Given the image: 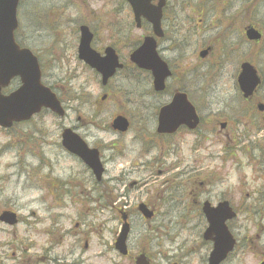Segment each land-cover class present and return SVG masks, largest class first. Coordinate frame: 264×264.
Masks as SVG:
<instances>
[{"label":"rangeland","instance_id":"1","mask_svg":"<svg viewBox=\"0 0 264 264\" xmlns=\"http://www.w3.org/2000/svg\"><path fill=\"white\" fill-rule=\"evenodd\" d=\"M185 1L190 3L187 8ZM190 1L184 0L183 10L178 14L179 9L176 11L177 19L183 22L179 23L183 29L187 21L196 25L201 23L199 28L204 27L202 30L211 28L208 33L199 36L215 45L216 53L211 58V64L216 63L230 76L228 79H225L224 73L220 76L223 82L219 85V99L227 102L223 101L221 118L226 120L237 111L233 74L240 62L250 63L261 73L262 85L253 100L264 103V0ZM113 8L117 15L110 19L108 14ZM17 12L16 43L37 54L41 60L43 85L65 87V92H55L66 116L58 120L43 112L30 122L9 131L0 130V212L12 211L21 219V223L13 228L0 225V264H54L55 261L68 264H125L127 261L121 259L111 246L113 233H118L120 228L115 221L116 214L111 208L100 209L102 202H97L98 196L105 194L100 193L102 190L109 197L120 198L116 199V207L119 208L123 207L124 201L129 205L146 203L148 200L155 206L157 214L150 226L156 228L157 232L149 233L135 215L133 232L127 242L128 252L132 255L148 250L153 255L152 264H204L209 250L198 247V232L204 223L194 212L191 196L200 192L201 201H204L214 200V197L219 198L223 194V199L232 203L239 213L238 220L232 223L238 227L235 233L240 240L246 239L247 243V249L243 251L246 255L235 256L232 264H242L245 256L247 263L251 262V258L257 263L255 242L252 240L249 243L247 239L254 237V233L259 231L257 227L264 229V221H260L264 217V201L258 194L264 186L261 155L254 154L260 162L251 171L248 163L241 169L232 160L233 157L224 164L210 160L208 155L213 151L215 155L220 154L217 146L212 144L207 145L208 151L200 150L198 154L186 151L178 157L179 169H183L185 176L197 174L192 170V160L196 158L202 161L199 168L204 169L205 174L209 170L210 173L211 169H219L217 172L221 175V182L211 191L205 186L193 184L189 188L175 189L170 182L163 185L161 178L155 180L146 176L148 168H153L152 174L159 169L158 162L152 161L159 158L162 151L156 149L144 154L145 147L129 143V140L137 142L136 130L139 125L138 132L148 125L147 114L159 98H146L151 101L150 105L141 103L140 99L124 104L135 122H132L134 128L131 124L133 130L123 137L113 135L108 130L112 119L109 113L112 111L111 115H114L118 106L108 99L100 106L94 104L102 95L96 87L94 76L77 61L76 29L82 23H114V33L127 30L126 24L121 26L120 23H130V17L119 0H114L112 5L104 0H20ZM249 26L261 33L259 42H249L244 38L243 30ZM97 35V47L108 45L104 26L98 27ZM141 36L142 32L135 29L128 35L134 46ZM217 52L228 54L233 60L229 59L228 63L222 55L218 60ZM122 57L124 61L127 59L126 55ZM138 84L141 85V82ZM206 87L208 93L213 89L208 85ZM16 88L17 82H14L10 90ZM249 114L251 112L245 119L248 125ZM77 117H81L88 126L80 128ZM64 128H74L90 148H95L96 144L99 147L111 144V149H104L101 154L105 169L101 187H96L90 172L79 160L62 150L60 134ZM261 137H264V129ZM253 139L254 135L247 141ZM230 145L235 147L232 140ZM243 146L248 144L244 142ZM237 147V157L244 164L247 159ZM227 153L225 156L229 158L231 150L228 149ZM175 160L174 156L167 158L165 166ZM135 163L140 166L134 167ZM32 168L36 173L34 180ZM173 168L167 174L168 178L173 175ZM41 177L46 179L39 180ZM55 182L63 186L55 188ZM132 182L137 185L129 188ZM259 232L262 234L263 230ZM144 235L151 239L147 247L140 241ZM261 242L264 252V235Z\"/></svg>","mask_w":264,"mask_h":264},{"label":"flooded vegetation","instance_id":"2","mask_svg":"<svg viewBox=\"0 0 264 264\" xmlns=\"http://www.w3.org/2000/svg\"><path fill=\"white\" fill-rule=\"evenodd\" d=\"M108 5H112L114 0H104ZM118 1V0H117ZM120 1V0H119ZM183 3L184 0H163L162 6L160 8L161 12V19L159 23V37L155 36L152 30V26L147 21L143 23H139L137 29L142 32V36L139 37V42L137 46H134V42L131 37V31L136 28L134 23H120L121 26L126 24L127 30H120L118 33H114L112 30V26L114 23H83L80 26H86L90 33V42L89 48L97 55V57L102 61V66L100 71L108 73L113 67L116 65V61L121 65V68L114 70L113 75L108 78L105 82H103L102 76L98 74V72L89 70L83 63V67L88 69L90 73L95 78V83L97 89L100 91L101 95L98 101H95L94 104L96 106H100L99 104L105 103V101L112 100L117 106L118 111L114 113V115L109 113L110 120L108 128L105 129L110 130L113 135L118 137H123L128 135L131 130V124L134 128L132 122H135L134 119L130 118L129 110L124 108L125 103H131L137 99H140V102L143 104L150 105L151 101H148L146 98L149 97H158V102L151 106L148 112V125L143 126L141 131L138 132V126L136 130L135 142L134 140H129V143L136 145L139 144L140 147H145L143 151L144 154L149 153L150 150H161L162 153L159 155V158L154 159L153 162H158L157 166L159 169L152 174L151 171L153 168H148L146 170V176L152 179H162L163 185L170 182L171 186H174L175 189L179 187L189 188L192 184L193 186L202 187L211 189L214 188L219 182H221V175L217 172L218 170L211 169L212 171L208 173L204 169L199 168L202 164L200 159H193L192 160V170L195 171L197 174L186 175L183 169H179L180 159L184 152L188 151L191 154H198L199 151H208L209 147L207 145H215L217 149L220 151V154H214L213 152L209 154L210 160H218L221 161L223 164L230 160V157H233L232 160L237 162V165L242 169L246 164L251 168L253 171L254 167L259 165V160L264 162V137H261L263 134L264 129V109L262 110L258 108V106L264 107V103L253 100V97L257 95V91L260 89L262 85V76L261 73H258L260 78V86H258L255 93L251 99H246L240 93L239 88L236 84L237 76L240 73V66L243 62H240L238 68L239 70L234 71L233 74V84L236 89V96H237V111L235 114H230V117L226 120L221 118L223 116V101L225 103L226 100L219 99L221 95V88L219 87L222 84L223 80L220 78L221 73H224L225 79L230 78V76L226 75L225 69L217 67L216 63L211 64V58L215 56V45L212 42L204 41L203 37L200 38L199 34H206L210 31V27L207 29L202 30L199 28L201 23H190L191 21H187L186 28L183 29V25L179 23L180 20L177 19L176 11L180 13L183 10ZM157 5V1L151 2L150 6L155 7ZM125 11L127 15L131 17L132 14L131 10L127 4L124 5ZM114 12V8L112 9ZM113 14L109 13L108 17L112 16ZM96 22V21H95ZM182 22V21H180ZM183 23V22H182ZM101 25L104 26V31L107 34L106 42L108 45L104 47H97L96 44L98 43L99 36L97 35V29ZM103 24V25H102ZM182 25V26H179ZM79 26V27H80ZM79 27L76 29L77 39L76 43V50L75 53L77 55V47L79 43ZM245 34V28L243 30ZM245 38V35H244ZM145 39H152L155 45V52L160 60V67L156 73V76H153L150 70H140L136 68L130 62V54L142 43ZM246 39V38H245ZM125 51V52H124ZM123 55L127 56V59L122 57ZM227 58V62L230 63V60H233V57L221 54L217 52L218 60H220L221 56ZM115 58V59H114ZM230 59V60H229ZM235 59V57H234ZM123 75V76H121ZM122 78L119 81V78ZM157 77V78H156ZM219 77V79H218ZM161 79L159 84H155L154 81ZM218 81V82H217ZM141 82V85L138 84ZM157 85V86H156ZM211 86L213 89L208 93L206 90V86ZM59 89L62 92L65 91V87L55 85L53 90ZM145 90H147L145 92ZM176 97H182L186 99L188 104L191 106V110L193 111V116L195 121H190L188 124H182L178 126L173 132L171 133H158V115L161 110L170 107L173 103V100ZM248 108V109H247ZM260 111H259V110ZM248 116L247 121L250 125L247 124L245 121L246 116ZM124 118L128 123V131L126 133H117L112 130V122L115 118ZM128 117V119H127ZM236 118V119H234ZM78 123H80V128H86L88 123L83 121L81 117H77ZM244 121V123H241ZM195 122V126H194ZM194 128H190L193 127ZM148 130V132L145 130ZM75 131L74 128H72ZM76 132V131H75ZM138 133V134H137ZM254 135V139L252 141H247V138ZM80 137V136H79ZM80 139H82L80 137ZM84 142L85 140L82 139ZM232 140V144L235 147H231L230 142ZM246 142L248 146H243V143ZM86 143V142H85ZM239 145V147H237ZM97 150L98 156L102 163L101 154L104 149H111V144L103 147H99L97 144L94 145ZM237 150L242 152L247 159L243 164L241 159L237 157L235 152ZM235 148V149H234ZM123 149V148H122ZM231 150V155L229 154V158H226L225 154L227 150ZM261 155L260 159H257L254 154ZM228 154V153H227ZM175 157V161H171L167 166L166 160L170 157ZM140 166L139 164L135 163L134 167ZM104 167V164L102 163ZM163 166H165L163 168ZM264 166V164H263ZM174 167V168H173ZM173 168V175L167 177V174ZM121 169V168H120ZM32 179L34 180V168H32ZM208 173V174H207ZM105 175V169L103 173V177ZM92 176V175H91ZM244 177V176H243ZM264 178V169H263V176ZM164 178V180H163ZM39 178V180H41ZM118 181V180H116ZM95 182V181H94ZM103 183V178L99 182H95L97 185L96 187H101ZM137 183L132 182L129 184V188L134 187ZM198 191V190H197ZM95 192H99V190H95ZM102 193V191H100ZM259 196L261 200L264 201V186H262L261 190L259 191ZM118 197H102V195L98 196L97 202H105L108 203L106 209L111 208L113 212L116 214L115 221L120 224V227L126 223L128 225V240L129 237L132 235L133 232V217L135 215L138 216L139 222L146 226V229L150 232L156 233V228L150 226V222L155 219L156 217V208L155 206L147 200L146 203L142 204H127L124 201L123 207H116ZM120 199V198H118ZM215 200V201H214ZM214 200H204L201 201L200 192L197 195L191 196V202L194 207V212L198 214L199 217L205 220L203 215V206L205 204L210 205L211 207H215L216 205L225 202L228 200L223 199V194L219 198L214 197ZM229 203V202H228ZM143 205L147 212L152 214L151 218L146 219L142 216L139 212V206ZM100 209H105L103 207H99ZM147 214V213H146ZM224 213L217 214V217L220 218L223 216ZM238 212L235 211V218L234 222L238 220ZM246 214V213H244ZM259 215V214H258ZM264 214H262L263 216ZM34 217V214L32 215ZM18 223H21V219L18 218ZM260 221H264V217H261ZM233 222V223H234ZM231 222L226 223V236L227 239L230 241L231 239L234 241V247L230 254H228L226 260L222 264H232V259L238 255H246L243 253L244 250L247 249L246 239H239L236 235V230L238 227ZM120 229V228H119ZM139 230L138 227L135 228ZM257 229L264 230L261 226L257 227ZM259 231L254 233V237H249L247 240L255 242L254 250L257 251L258 261L255 263L254 258H251V262H246V257L243 260L242 264H261L262 262V245L263 242V234ZM207 228L204 226L198 232V247H204L208 249L209 252L205 258L204 264H207V259L209 256L210 251L213 248L215 236L212 234H207ZM114 238L112 240V248L115 246V242L117 239L118 233H113ZM141 242H144L147 245H150L151 239L147 235H144L140 239ZM143 255L148 262V264H152V254H149L148 250L144 253H136L132 255L130 252L126 253L124 256H120L121 259H125L127 261L125 264H136V258L139 255ZM250 255L254 257V254L250 252ZM61 262H56L54 264H58Z\"/></svg>","mask_w":264,"mask_h":264},{"label":"water","instance_id":"3","mask_svg":"<svg viewBox=\"0 0 264 264\" xmlns=\"http://www.w3.org/2000/svg\"><path fill=\"white\" fill-rule=\"evenodd\" d=\"M149 1L128 0L134 9L135 20L138 21L139 17H146L156 31L160 17L159 10L162 3L160 2L155 9H146ZM17 3L18 0H0V128L3 129L10 128L12 124L29 121L41 109H47L58 117H63L64 115L56 97L40 84V72L36 59L28 50H19L14 44L13 31L16 28L15 13ZM246 38L248 41H257L259 35L254 30L249 29L246 32ZM89 39L85 29H82L78 58L83 60L91 68L99 70L102 61L98 60L97 56H94L89 50ZM130 60L139 69L151 70L153 76H156L160 67L153 51V45L148 41H145L132 54ZM240 69L241 73L238 77V86L244 98H249L259 85V80L254 69L248 64L241 65ZM16 77L20 81V88L8 96H2L1 90L6 88L10 80ZM156 78L155 84H159L157 81H161V79L158 78L156 80ZM261 108L259 107V109ZM190 121H195L193 111L185 103L184 98L176 97L170 107L161 110L158 119V133H171L178 126L188 124ZM194 126L190 128L193 129ZM126 128L127 124L122 119H116L113 122L114 130L124 132ZM61 138L62 147L67 152L77 156L91 170L96 181H99L102 168L98 161L96 151H88L78 137L73 135L69 130H65ZM222 212L226 213V211ZM229 218L230 216L218 219L217 217H209L207 215V221L210 227L208 234L215 236L214 253L210 257L209 264H219L224 259L225 254L231 249L232 243L227 239L226 233L221 227V224ZM0 222L8 226H13L16 224L15 215L4 212L0 215ZM126 233L127 226H124L115 245L116 250L121 255H125L126 253L124 246ZM136 264L147 263L144 262V258L141 256L137 259Z\"/></svg>","mask_w":264,"mask_h":264}]
</instances>
